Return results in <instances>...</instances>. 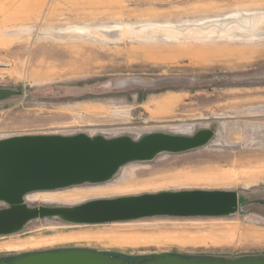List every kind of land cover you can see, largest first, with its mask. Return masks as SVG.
<instances>
[{"label": "rangeland", "instance_id": "obj_1", "mask_svg": "<svg viewBox=\"0 0 264 264\" xmlns=\"http://www.w3.org/2000/svg\"><path fill=\"white\" fill-rule=\"evenodd\" d=\"M208 128L214 135L202 146L131 160L105 181L34 191L25 201L71 207L229 190L245 198L235 212L92 224L38 217L0 235V259L68 248L264 254V0H0V139Z\"/></svg>", "mask_w": 264, "mask_h": 264}, {"label": "water", "instance_id": "obj_2", "mask_svg": "<svg viewBox=\"0 0 264 264\" xmlns=\"http://www.w3.org/2000/svg\"><path fill=\"white\" fill-rule=\"evenodd\" d=\"M211 128L194 135L151 133L140 139L108 138L79 133L16 135L0 139V235L20 230L33 218L58 216L73 223H104L153 215L200 216L235 212L245 198L229 190H184L137 196L95 199L64 207H31L29 192L65 187L79 182H101L131 160L152 158L161 151L182 152L204 145ZM0 264H264V254L237 259L189 255L171 251L132 257L110 250L68 248L18 255Z\"/></svg>", "mask_w": 264, "mask_h": 264}, {"label": "bare ground", "instance_id": "obj_3", "mask_svg": "<svg viewBox=\"0 0 264 264\" xmlns=\"http://www.w3.org/2000/svg\"><path fill=\"white\" fill-rule=\"evenodd\" d=\"M109 29H110V28H109ZM98 31H99V30H98ZM105 32H106V31H105ZM97 34H98V32H97ZM100 34H101V32L99 33V35H100ZM103 34H104V33H103ZM102 36H104V35H102ZM104 37H105V36H104ZM46 190H47V189H46ZM29 193H30V192H29ZM27 194H28V193H27ZM27 194H26V195H27ZM26 195H25V196H26Z\"/></svg>", "mask_w": 264, "mask_h": 264}, {"label": "trees", "instance_id": "obj_4", "mask_svg": "<svg viewBox=\"0 0 264 264\" xmlns=\"http://www.w3.org/2000/svg\"><path fill=\"white\" fill-rule=\"evenodd\" d=\"M14 258V257H13ZM13 258H9V259H7V260H11V259H13Z\"/></svg>", "mask_w": 264, "mask_h": 264}, {"label": "flooded vegetation", "instance_id": "obj_5", "mask_svg": "<svg viewBox=\"0 0 264 264\" xmlns=\"http://www.w3.org/2000/svg\"><path fill=\"white\" fill-rule=\"evenodd\" d=\"M8 206V205H7ZM6 207V206H5Z\"/></svg>", "mask_w": 264, "mask_h": 264}]
</instances>
